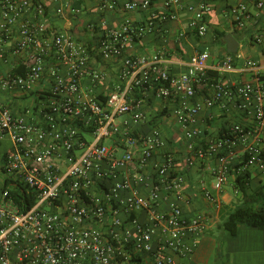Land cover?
I'll return each instance as SVG.
<instances>
[{
    "label": "built area",
    "instance_id": "1",
    "mask_svg": "<svg viewBox=\"0 0 264 264\" xmlns=\"http://www.w3.org/2000/svg\"><path fill=\"white\" fill-rule=\"evenodd\" d=\"M213 1L99 0L101 12L120 8L125 15L118 25L104 16L88 23L94 39L80 40L53 28L40 0H0V61L14 59L0 73V88L32 99L15 111L0 97V146L9 143L0 154V264H126L133 258L184 264L208 227L207 216L188 213L175 199L186 173L197 161L216 159L212 188L220 191L232 170L264 171V0L222 6L247 41L261 47V59L245 58L240 66L233 55L209 47L187 61L164 50L134 51L147 33L163 34L173 20H184L181 36H206ZM137 11L143 20L128 15ZM244 71L247 80L225 78ZM149 95L174 103L163 120L165 130L188 140L182 168L165 153L148 171L168 143L163 126L149 124ZM217 104L236 107L251 124H229L197 144L200 114ZM12 181L32 192L26 207L10 194ZM204 184V196L213 199Z\"/></svg>",
    "mask_w": 264,
    "mask_h": 264
},
{
    "label": "crops",
    "instance_id": "2",
    "mask_svg": "<svg viewBox=\"0 0 264 264\" xmlns=\"http://www.w3.org/2000/svg\"><path fill=\"white\" fill-rule=\"evenodd\" d=\"M40 1L44 3L46 7L47 17L53 28L66 31L72 35L74 34V36L80 40L94 39L93 33L87 28L88 23H95L104 16L109 23L118 25L121 18L125 15V12L120 8L114 12H101L99 0ZM185 1L194 3L202 0ZM226 1L227 0L213 1L214 11L210 17L211 28L206 36L201 38L192 33H188L185 37L181 36V33L185 28V22L184 20H173L167 24L166 31L163 34L149 32L140 39L135 45V54L150 55L158 50H164L167 57H170L171 59L187 61L189 56L195 50H203L205 47H209L213 54L220 56L229 53L233 55L235 59H237V65L240 66L243 64L245 58L256 60L261 59L263 55L261 47L252 45L251 42L247 41L245 32L236 28L222 12V6ZM65 2L68 7L62 13H59L57 11L58 8L62 7ZM73 8L76 10L73 11ZM128 15L136 20H143L145 18V13L140 11L128 13ZM215 30L225 32L226 35L232 34L235 36L239 42L237 52H229L227 50L226 40L222 41L220 37L216 36ZM241 40L245 43L241 42ZM241 46L242 50H240ZM12 62H14V59H11V61L8 62L1 60L0 73L6 70ZM172 68L177 71L185 70V66L183 65L180 66L173 64ZM110 71H113L111 66ZM248 77V73L244 71L227 73L225 78L228 80L244 81L247 80ZM0 97L8 99L11 107H13V110L15 111H22L24 110V107L32 104V99L31 97L29 98L28 95H16L10 97L9 94L4 93L1 88ZM147 103H149L151 107L148 109V117L150 119L149 124L155 125L159 123V125L163 126L166 138L168 139L167 145L156 152L153 160L147 167L148 171L151 172L153 170L154 163H161L163 161L165 153L174 154L177 158V165L182 168L184 157L187 154L188 140L182 137L179 133L165 130L166 128L164 124L166 125L167 122L163 120L164 116L167 113H170L173 109L174 103L168 100H162L154 95H149L147 97ZM251 120V118L248 116L246 117L234 106L226 109L218 104L208 107L200 114V120L198 122L199 127L202 130V139L200 140L197 138L195 141L197 144H201L206 137L218 135L223 129L228 127L229 124L242 123L249 125L251 124ZM8 145L9 143H7V146ZM242 147L243 144L239 145L237 151L242 149ZM216 165V159L197 161L195 166L186 173V180L183 189L175 198L188 213L200 212L207 216L208 227L206 230H210L215 224L218 225V223H220L219 221L222 218V214L226 212L227 206H229L230 211L239 205H243L246 200L253 202L258 206H264V196L258 197L255 195V192L260 190L264 184V171L257 168H251L249 170V186L247 194L244 195L235 188V170L231 171L229 180L224 184L220 191H216L212 188L214 185L212 182H214L215 179L214 174L212 173V168ZM178 171L179 174L183 173L182 170L180 171L178 169ZM201 181H204V185L211 190L213 199H207L204 196L202 188H200ZM203 234L199 237L201 240H199L200 242L197 245V248H195L192 254L183 259L184 264H206L205 260L207 258H213L214 248H212L211 244H213L212 239L215 240V237L213 235ZM260 240H262L261 244ZM229 244L230 252L239 253L240 256H245L247 260H252L251 257H254L255 260H252L253 263L251 264H264V233H260L256 227L247 222L240 223L237 233L233 234V236H229ZM142 260L145 259L141 258L138 261Z\"/></svg>",
    "mask_w": 264,
    "mask_h": 264
},
{
    "label": "trees",
    "instance_id": "3",
    "mask_svg": "<svg viewBox=\"0 0 264 264\" xmlns=\"http://www.w3.org/2000/svg\"><path fill=\"white\" fill-rule=\"evenodd\" d=\"M215 34L220 37L222 41L225 40V32L215 30ZM240 165H242V163H239L237 166L239 167ZM249 178L250 172L248 170L243 174L235 173V188L244 195L247 194ZM12 182H15V186L10 190V194L18 203L26 207V204L28 205L32 202V192L23 187L19 181ZM7 184L8 181L6 182V185ZM255 195L258 197L264 196V184L260 190L255 192ZM242 222H247L254 227L264 229V206H258L255 203L246 200L243 205H239L228 212L227 217L223 222V227L231 234H236L238 226ZM138 260V258L132 259V261Z\"/></svg>",
    "mask_w": 264,
    "mask_h": 264
},
{
    "label": "rangeland",
    "instance_id": "4",
    "mask_svg": "<svg viewBox=\"0 0 264 264\" xmlns=\"http://www.w3.org/2000/svg\"><path fill=\"white\" fill-rule=\"evenodd\" d=\"M241 42H243V41L241 40ZM243 43H245V42H243ZM240 50H242V46H241ZM171 119L173 120V118H171ZM173 121L175 122V120H173ZM86 137L88 138L89 141L92 140V138L90 136H86ZM7 143H8L7 141H4L2 143V147L0 146V154L3 152V148L5 146H7ZM212 184H214V182H212ZM1 186H2V182L0 181V188H1ZM228 212H229V206L226 207V212L224 214H222V218L219 221L220 223H218V225L215 224L210 230H206L204 232V234L202 233L203 235L207 234V235H213L215 237V240L212 239L213 244H211L212 248H214L213 249V251H214L213 258L211 259L209 257V259L207 258L205 260V262H206V264H229V263H231V264H238V263H240V264H247V263L251 264L255 260L254 257H251L253 261L247 260V258L245 256L244 257L240 256L239 253H236V252L232 253L229 251V245H230L229 244V236H233V234H231L228 230H226L223 227V221L226 219ZM257 229H258V231H260V233H264L263 228H257ZM199 240H201V238ZM199 240H198V244L200 242ZM261 243H262V240H260V244ZM204 253H205V251H204ZM213 259H214V261H213ZM126 264H150V263H149V261H147L145 259L142 261H130V262H127Z\"/></svg>",
    "mask_w": 264,
    "mask_h": 264
},
{
    "label": "water",
    "instance_id": "5",
    "mask_svg": "<svg viewBox=\"0 0 264 264\" xmlns=\"http://www.w3.org/2000/svg\"><path fill=\"white\" fill-rule=\"evenodd\" d=\"M225 40H226V44H227V50L229 52H234V53L237 52L239 42L235 38V36H233L232 34H227L225 36Z\"/></svg>",
    "mask_w": 264,
    "mask_h": 264
}]
</instances>
